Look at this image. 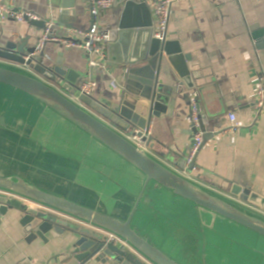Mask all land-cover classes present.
<instances>
[{"label": "crops", "instance_id": "1", "mask_svg": "<svg viewBox=\"0 0 264 264\" xmlns=\"http://www.w3.org/2000/svg\"><path fill=\"white\" fill-rule=\"evenodd\" d=\"M126 1L115 0L99 19L112 32V41L117 39ZM134 1L149 7L158 0ZM58 2L16 0V8L55 26L60 16ZM74 5L73 21L55 28L60 38L78 39L77 32L91 25L89 0H74ZM170 8L166 39L177 42L182 53L190 57L187 64L195 87L207 85L214 101L206 107L196 90L183 87L186 98L178 94L166 113L150 123L153 148L135 143L165 165L159 154H187L196 134L191 127L189 102L196 100L206 127V142L196 155L194 170L179 173L264 218L263 209L229 194L231 186L238 185L264 197V110L255 106L258 80L264 78V35L259 48L252 37L255 31L264 30V0H175ZM41 35L42 31L28 22L9 20L0 26L1 45L26 38L34 46ZM44 51L62 67L86 75L85 79L93 78L94 98L117 105L125 95L128 67L107 61L105 69L91 70L83 50L66 48L59 42H47ZM2 64L22 69L0 60ZM232 113L240 127L234 134L221 136ZM0 178L8 185L19 181L121 221L130 215L145 181L142 173L60 113L2 83ZM5 192L14 198L22 196L12 190ZM22 216L12 209L0 217V264H59L69 256L78 239L73 231L49 232L44 242L25 231L20 224ZM72 223L89 228L76 220ZM132 226L179 264H264L263 236L222 218L214 219L154 182L149 183L138 204ZM85 264L108 263L93 258Z\"/></svg>", "mask_w": 264, "mask_h": 264}, {"label": "water", "instance_id": "2", "mask_svg": "<svg viewBox=\"0 0 264 264\" xmlns=\"http://www.w3.org/2000/svg\"><path fill=\"white\" fill-rule=\"evenodd\" d=\"M58 4L59 21L51 29L49 38L55 35L56 26H65V22L73 21L75 15L74 0H59ZM27 22L42 33L47 24L39 17ZM152 25V13L145 2H125L117 39L107 47L110 64L128 67L124 79L125 95L117 105L81 93L80 87L86 75L50 60L44 51L46 44L39 53H34L41 36L37 37L34 46L29 45L26 38L0 44V60L22 68L0 65V83L39 99L123 158L145 178L136 203L124 221L19 181L8 185L0 178V217L17 209L23 213L20 224L25 231L44 242L47 241L46 234L52 231L61 234L64 229H69L78 236L69 256L59 264H85L93 258L108 264H179L132 226L133 216L150 182L192 202L201 211L212 214L214 219L222 218L264 237V218L221 195L210 193L179 173H191L195 168L196 156L186 166L190 147L187 154H159L166 160L165 165L128 139L137 137L140 143L153 148L149 137L152 119L165 114L169 102L178 94L186 98V90H196L206 107L214 101L213 91L207 85L195 87L187 64L190 57L182 53L177 42L168 41L166 36L163 41L153 37ZM67 28H72V25H67ZM263 35L264 30L252 33L258 48ZM199 119L198 127L206 134L201 113ZM191 127L194 134L198 132L193 124ZM205 142L203 140L201 148ZM5 190L22 196L14 198ZM229 194L242 203L264 210V197L247 188L232 185ZM69 219L89 228L80 227ZM109 233L120 241L111 239Z\"/></svg>", "mask_w": 264, "mask_h": 264}, {"label": "built area", "instance_id": "3", "mask_svg": "<svg viewBox=\"0 0 264 264\" xmlns=\"http://www.w3.org/2000/svg\"><path fill=\"white\" fill-rule=\"evenodd\" d=\"M115 0H89L88 14L91 18L89 28L86 31H78V39L60 38L57 35L48 37L51 29L55 23L46 22L44 32L42 33L38 44L35 47L34 53H39L49 41L59 42L66 48H77L83 50L88 56V64L91 70L105 69L107 66V47L112 42V32L103 27L99 19L105 11L113 7ZM175 0H158L149 5L153 18V37L160 41L164 40L166 36L167 25L169 21L170 7ZM16 0H0V26L9 20L19 23H25L29 20H37V16L29 11H21L16 8ZM114 85V82L112 83ZM255 94V106L258 111L264 110V78L260 77L258 80ZM95 83L93 78L85 79L80 87L81 93L86 95L92 94V89ZM199 102L191 99L189 102V116L190 121L194 126H199ZM240 127L237 117L234 113L228 115V123L220 131L221 136L234 134ZM203 133L197 132L193 136L186 166H188L193 158L200 151L203 143ZM131 141L139 142L137 137H131ZM1 192V191H0ZM8 195L13 197V194ZM111 239L120 241L114 234L109 233Z\"/></svg>", "mask_w": 264, "mask_h": 264}]
</instances>
